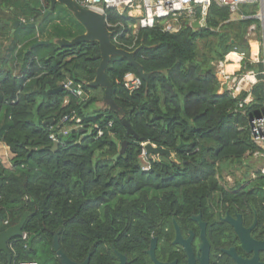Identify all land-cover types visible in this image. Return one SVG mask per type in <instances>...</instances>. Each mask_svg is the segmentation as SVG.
<instances>
[{"label": "trees", "instance_id": "trees-1", "mask_svg": "<svg viewBox=\"0 0 264 264\" xmlns=\"http://www.w3.org/2000/svg\"><path fill=\"white\" fill-rule=\"evenodd\" d=\"M48 7L44 0H0V145L11 154L10 167L0 159V232L30 213L22 229L26 238L8 243L12 263L60 264L52 247L56 234L60 250L81 263L91 231L104 240L106 228L93 226L170 222L160 208L181 215L200 210L206 217L217 210L255 213L256 229L264 234V176L261 160L252 157L258 148L250 134V120L264 115V84L258 81L251 101L239 107L247 93L233 97L213 69L241 52V73L261 70L250 64L249 27L259 32L255 8L241 7L234 20L228 7L211 3L201 28L181 19L176 33L165 31L162 21L133 30L135 18L106 11L112 42L138 49L134 59L148 74L142 80L121 57H112L105 69L111 97L134 133L129 135L114 112L98 106L103 90L87 87L100 63L98 44L60 48L55 40H71L83 29L60 4L41 19ZM14 20L35 28L12 31L5 22ZM41 41L47 45L34 46ZM128 74L140 79L138 89L125 88ZM66 80L82 85L84 100L61 88ZM123 142L124 153L113 160ZM146 143L172 151L175 161L141 158ZM227 175L233 178L229 187ZM0 262L6 264L4 254Z\"/></svg>", "mask_w": 264, "mask_h": 264}, {"label": "flooded vegetation", "instance_id": "flooded-vegetation-1", "mask_svg": "<svg viewBox=\"0 0 264 264\" xmlns=\"http://www.w3.org/2000/svg\"><path fill=\"white\" fill-rule=\"evenodd\" d=\"M176 177L157 176L162 181ZM159 210L162 218H169L170 222L160 221L152 226H93L106 228V232L100 241L91 231L89 264H121V257L123 264H264V249L259 245L264 234L256 229L255 213L244 217L237 211L217 210L206 217L200 210L190 215L178 214L172 208ZM227 216L233 220L241 217L242 226H230L224 221ZM238 228L252 242L243 245Z\"/></svg>", "mask_w": 264, "mask_h": 264}, {"label": "built area", "instance_id": "built-area-1", "mask_svg": "<svg viewBox=\"0 0 264 264\" xmlns=\"http://www.w3.org/2000/svg\"><path fill=\"white\" fill-rule=\"evenodd\" d=\"M76 4L84 9L97 12L104 16L106 21V11L115 10L118 14H125L129 17L135 18L136 21L132 25L133 30L152 28L156 23L162 21L164 30L170 33H176L180 29L179 22L181 19L189 20V24L199 21L203 23V17L211 5L216 3L219 6L228 7L230 12L234 15L239 13V10L243 6L254 7L255 14L253 18L258 22L259 33L261 37V46L257 44L258 51L255 55L251 54L250 64L260 65L261 70L259 72L255 70H248L244 73L235 72L231 75L226 74L222 69L225 64V58L214 64L215 72L222 77L224 90L230 92L233 97L238 96L242 92H246L247 95L243 102L239 104H246L251 101L250 90L261 81L264 84V0H75ZM197 13H200V19H195ZM241 18H243L241 16ZM107 25V23H106ZM107 27H109L107 25ZM249 37L257 35L256 25L249 27ZM251 40V39H250ZM250 47V46H249ZM260 50L263 54V58L260 59ZM236 59L242 63L245 59V54L241 52H235ZM140 79L133 75H126L124 79V86L126 89L132 91L138 89L140 86ZM221 83V82H220ZM61 88L68 92L72 97L84 100L85 92L82 85L75 83L71 80H66L61 83ZM76 122H79L77 119ZM111 127V124H109ZM95 129L96 126H95ZM98 136L102 135V132L97 129ZM250 134L253 144L258 148L252 154L254 159L261 160L259 171L264 176V115L252 118L250 120ZM50 139L56 142V139L51 136ZM144 147V145H143ZM141 158L145 159V153L142 149ZM148 169L145 165L143 170ZM26 235L23 234L22 239H25ZM12 264H37L35 262H18Z\"/></svg>", "mask_w": 264, "mask_h": 264}, {"label": "water", "instance_id": "water-1", "mask_svg": "<svg viewBox=\"0 0 264 264\" xmlns=\"http://www.w3.org/2000/svg\"><path fill=\"white\" fill-rule=\"evenodd\" d=\"M44 1L48 3L49 7L48 10L44 12L41 19H44L46 16H48L54 10L56 4H60L67 9V11L74 18V20L78 24H80V26L83 29L82 34L76 36L71 40H66V39L55 40L54 43L57 44L60 48H69L80 42H84V43L95 42L98 44V49L100 52V63L98 68L96 69V75L94 79L87 84V87L91 89L101 88L103 90V98L101 102L98 104V106L104 109H108L111 112H114L115 115L121 120V124L126 129L127 134L134 135L128 122L124 119L123 111L115 104V102L111 97V84L107 79V76L105 74V69L112 57H121L123 59L128 60V62L131 63V65H133L137 69L140 78L146 81L148 74L143 72L141 65L137 63L134 59L135 53L138 49H135L134 51H126L124 49L117 47L111 40L113 33L107 27L104 16L97 12L79 7L76 4L75 0H44ZM5 23L11 27L12 31L17 29L18 27L22 29L35 28L34 23L28 24L20 20H14L12 22H5ZM192 28L193 29L201 28L200 22L199 21L194 22L192 24ZM39 45H47V41L38 42L34 46H39ZM57 91H61V88H58L57 90L49 91V93H55ZM124 144H125L124 142L120 144L121 145L120 149L118 153L113 157V160L118 159L124 153V148H125ZM56 148H57V144L54 143L52 149L55 150ZM143 150L145 153V158L147 160H149L152 157L154 158V160H158L160 157L165 156L171 162L175 161L173 158L172 151L158 148L152 145L151 143H146L143 147ZM29 215L30 213L26 212L25 214H23V216L20 218L17 224L0 232V254H4L6 256L7 259L6 264H12V256L8 248V243L14 239L23 237L24 233L22 229ZM224 221H226L230 226H242L241 217L239 216H237L236 220H233L229 216H227L224 219ZM254 225L255 222L253 226ZM244 232L247 233V231ZM238 233H239V239L241 238V242L243 243V245L246 244L247 242H250L251 238L247 234L245 235L246 238H244L241 233V229L239 228H238ZM31 239L32 237L28 240V244H30ZM259 245L261 248L264 249V241L260 242ZM52 247L60 264H89V256H87L85 260L82 261L81 263H76L71 261L59 248L58 234H56L53 238ZM121 260H122L121 264H123L122 257ZM0 264L3 263L0 262Z\"/></svg>", "mask_w": 264, "mask_h": 264}, {"label": "rangeland", "instance_id": "rangeland-1", "mask_svg": "<svg viewBox=\"0 0 264 264\" xmlns=\"http://www.w3.org/2000/svg\"><path fill=\"white\" fill-rule=\"evenodd\" d=\"M235 18H237L236 15H233V19L234 20H235ZM256 34L257 35H253V36L249 37V38H251L250 42L251 43H253V42L258 43V45L261 46V43H262L261 41L262 40H261V37H260V33L257 32ZM198 45L200 46V50H201L202 49V42L199 43ZM249 46H250V43H249ZM260 53H261L260 54V59H262L263 58V54H262L261 50H260ZM250 60H251V46H250ZM215 70L216 69H214V71ZM10 158H11V154L9 153V151H7L6 149L5 150L0 149V159H1V162L4 164V166L10 167V163H9ZM237 176H238V174H237ZM224 177H225V180L227 181L226 186L227 187L231 186L230 184L232 183V179L233 178L230 175H227V176H224Z\"/></svg>", "mask_w": 264, "mask_h": 264}, {"label": "crops", "instance_id": "crops-1", "mask_svg": "<svg viewBox=\"0 0 264 264\" xmlns=\"http://www.w3.org/2000/svg\"><path fill=\"white\" fill-rule=\"evenodd\" d=\"M200 25L202 27L203 23L200 24ZM249 43L251 44L250 41H249ZM231 55H235V52H232V53H230V54H228L226 56L225 61H224L225 64H224V66L222 68L224 70V72L226 74H229V75L235 73L236 71L240 72V70H241V63L238 62V60L236 59V56H234V58H233V57H231ZM215 63H213V69H214V64ZM215 74H216L217 79L221 82V85H222L224 83L223 80H222V77L220 75H218L216 72H215ZM224 88L225 87L222 85V89H224ZM0 149H2V150L6 149L7 151H9L8 148L6 146H3V145L0 146Z\"/></svg>", "mask_w": 264, "mask_h": 264}, {"label": "bare ground", "instance_id": "bare-ground-1", "mask_svg": "<svg viewBox=\"0 0 264 264\" xmlns=\"http://www.w3.org/2000/svg\"><path fill=\"white\" fill-rule=\"evenodd\" d=\"M250 46H251V53H252V55H255L257 53V51H258L257 44L255 42H253V43L250 44ZM234 56L235 55H231V57H233V58H234Z\"/></svg>", "mask_w": 264, "mask_h": 264}, {"label": "clouds", "instance_id": "clouds-1", "mask_svg": "<svg viewBox=\"0 0 264 264\" xmlns=\"http://www.w3.org/2000/svg\"><path fill=\"white\" fill-rule=\"evenodd\" d=\"M106 22V21H105ZM107 23V22H106ZM192 27V26H191ZM109 28V27H108ZM113 33V32H112ZM218 62V61H217ZM0 146H2V145H0ZM4 146V145H3ZM143 149V148H142ZM146 159V158H145ZM150 159H153L154 160V158L152 157V158H150ZM147 160V159H146ZM145 165H147L148 166V164H146V163H144V165H143V167L145 166ZM148 168H149V166H148Z\"/></svg>", "mask_w": 264, "mask_h": 264}]
</instances>
